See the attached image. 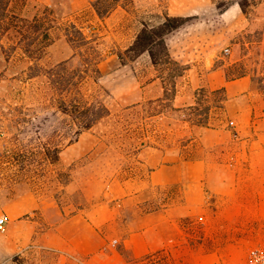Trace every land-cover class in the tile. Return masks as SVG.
<instances>
[{
    "label": "rangeland",
    "instance_id": "374dc122",
    "mask_svg": "<svg viewBox=\"0 0 264 264\" xmlns=\"http://www.w3.org/2000/svg\"><path fill=\"white\" fill-rule=\"evenodd\" d=\"M166 16L181 19L165 37L169 62L153 64L147 52L120 59L143 25ZM216 72L247 83L241 95L264 112V0H0V203L31 191L70 215L112 203L129 181L132 190L155 192L139 213L182 206L198 190L189 178L202 176L199 160L209 171L228 167L225 147L211 137L204 145L205 127L228 129L248 105L230 111L224 88L201 84ZM83 99L108 113L81 130L75 115ZM157 169L156 178L174 184H151ZM261 184L203 178L202 203L178 212L174 237L185 252L163 250L151 264H246L250 248L264 243L253 241L264 234V192L261 204L251 199ZM27 256L11 259L25 264Z\"/></svg>",
    "mask_w": 264,
    "mask_h": 264
},
{
    "label": "crops",
    "instance_id": "0c3cea01",
    "mask_svg": "<svg viewBox=\"0 0 264 264\" xmlns=\"http://www.w3.org/2000/svg\"><path fill=\"white\" fill-rule=\"evenodd\" d=\"M214 75L216 79L209 74L201 84L224 88L228 110L232 111L235 103L248 104L246 111L244 107L230 119L228 129L205 127L202 132L204 145H208L207 138L211 137L220 148L225 147L221 159L228 162L224 163L229 169L209 171L208 164L197 161L203 169L201 177L189 178L198 187L194 195L186 193L180 207L167 203L165 208L150 209L146 213H139L137 209L144 199L156 197L155 192L132 190L129 181L122 182V192L112 195L115 199L112 203L91 206L70 215H65L55 202L42 199L34 192L16 193L0 203V223L5 227L1 231L6 232L0 236V264H19L11 257L25 252L28 254L25 264H151L160 258L163 250H171L173 255L180 247L184 251L185 243L174 237L178 212L182 209V213H188L194 205L202 203L203 178L214 175L264 178V112L258 111L254 97L241 95L248 86L243 80H228L219 72ZM161 169L152 170L150 183L174 184V179L156 178ZM253 191L251 199L261 204L264 185L254 186ZM118 206L122 207V214L124 210L123 216ZM129 208H135L133 215L128 214ZM165 227L169 232H163ZM254 240L264 242V234Z\"/></svg>",
    "mask_w": 264,
    "mask_h": 264
},
{
    "label": "trees",
    "instance_id": "16d2710c",
    "mask_svg": "<svg viewBox=\"0 0 264 264\" xmlns=\"http://www.w3.org/2000/svg\"><path fill=\"white\" fill-rule=\"evenodd\" d=\"M99 14L102 13L101 10L97 9ZM181 24V19L176 16H166L165 19L157 25L149 26L147 24L143 25L141 30L137 33L134 41L129 45L124 52L119 53L120 59L123 60V56L126 55L128 58H134L140 54L147 52L153 64H160L163 62H169L171 59L170 53L168 51L166 43V35L172 30L176 29ZM71 27L77 32L78 38L81 40L82 44L88 45L90 41L86 38L83 32L76 26V24H71ZM44 36L49 37L48 33ZM68 41L73 43V38L68 37ZM90 48L92 46H89ZM92 72L98 73L99 68L95 66L91 69ZM81 77L85 76L87 70L82 71ZM82 81V78H81ZM64 112L73 116L75 112L71 107L70 100H63ZM77 115L75 117L78 119V124H80V129L91 127L100 117L108 113V108L103 104L88 103L86 100H81L80 104L76 110Z\"/></svg>",
    "mask_w": 264,
    "mask_h": 264
},
{
    "label": "built area",
    "instance_id": "2783aa9c",
    "mask_svg": "<svg viewBox=\"0 0 264 264\" xmlns=\"http://www.w3.org/2000/svg\"><path fill=\"white\" fill-rule=\"evenodd\" d=\"M3 222L0 223V230H4ZM246 264H264V243L254 245L250 248Z\"/></svg>",
    "mask_w": 264,
    "mask_h": 264
}]
</instances>
